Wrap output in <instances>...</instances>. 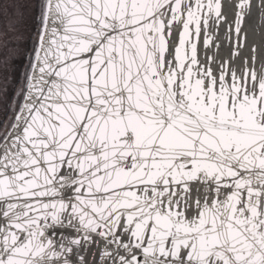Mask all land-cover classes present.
<instances>
[{"label": "snow or ice", "instance_id": "snow-or-ice-1", "mask_svg": "<svg viewBox=\"0 0 264 264\" xmlns=\"http://www.w3.org/2000/svg\"><path fill=\"white\" fill-rule=\"evenodd\" d=\"M235 7L233 44L222 0H0L36 24L0 264H264V43Z\"/></svg>", "mask_w": 264, "mask_h": 264}, {"label": "rangeland", "instance_id": "rangeland-1", "mask_svg": "<svg viewBox=\"0 0 264 264\" xmlns=\"http://www.w3.org/2000/svg\"><path fill=\"white\" fill-rule=\"evenodd\" d=\"M28 2L35 3V0ZM34 15V11L29 9L23 20H13L11 26L0 16V129L11 115L15 92L22 83L36 29Z\"/></svg>", "mask_w": 264, "mask_h": 264}, {"label": "water", "instance_id": "water-1", "mask_svg": "<svg viewBox=\"0 0 264 264\" xmlns=\"http://www.w3.org/2000/svg\"><path fill=\"white\" fill-rule=\"evenodd\" d=\"M223 3L230 6L229 8V23L233 27V44L235 43V12L236 4L239 0H222ZM261 0H250V7L244 13V20L241 25V39L246 47H256L258 50L262 43H264V16H262ZM229 24L225 23L222 29L223 33L228 30ZM227 40L225 46L227 47ZM243 51V49H242Z\"/></svg>", "mask_w": 264, "mask_h": 264}]
</instances>
